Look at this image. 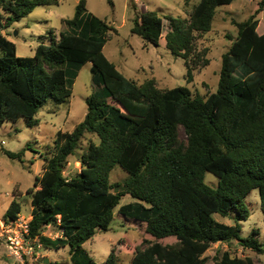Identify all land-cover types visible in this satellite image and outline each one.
<instances>
[{
  "label": "trees",
  "instance_id": "16d2710c",
  "mask_svg": "<svg viewBox=\"0 0 264 264\" xmlns=\"http://www.w3.org/2000/svg\"><path fill=\"white\" fill-rule=\"evenodd\" d=\"M235 1L199 0L187 18L135 13L131 33L154 47L161 43L181 59L190 84L193 72L210 63L206 50L197 49V37L210 32L218 8ZM52 5L58 0H0V124L23 119L27 127H37L36 116L47 103L60 106L70 99V70L87 63L98 90L86 98L83 120L71 132L56 133L34 189L27 190L30 236L43 249L68 247L72 264H96L84 245L97 232L108 231L120 201L130 196L133 201L119 206L117 215L131 227L142 225L153 239L143 242L130 264H205L208 249L233 241L264 255L258 232L242 236V222L250 217L246 198L254 191L264 225V1L261 19L252 15L234 23L237 34L221 56L217 90L205 97L187 87L160 89L154 79H127L103 53L116 29L87 14L85 0L73 18L62 20L66 29L57 37L52 32L39 37L32 57H18L3 30L34 9ZM163 20L169 22L164 35ZM86 134L95 135L98 143L90 141L78 157L79 173L65 177L68 159ZM4 153L20 160L24 150ZM116 166L128 177L110 184ZM207 173L217 179L215 187L205 183ZM20 213L13 200L3 218ZM214 215L234 224L220 223ZM47 227L60 236H44ZM167 238L175 244L164 245ZM121 243L102 264H117ZM214 264L254 262L225 251Z\"/></svg>",
  "mask_w": 264,
  "mask_h": 264
},
{
  "label": "rangeland",
  "instance_id": "374dc122",
  "mask_svg": "<svg viewBox=\"0 0 264 264\" xmlns=\"http://www.w3.org/2000/svg\"><path fill=\"white\" fill-rule=\"evenodd\" d=\"M79 1L58 0V5L38 7L21 21L4 29L2 33L15 44L18 57H32L40 42L39 37H49L50 32L57 37L60 31L66 29L62 20L73 18ZM85 1L87 14L105 20L116 29V32L109 34L103 53L127 79L137 83L154 79L160 89L187 87L193 95L199 94L205 97L217 90L221 56L227 52L237 34L234 23L243 22L252 15L261 19L263 13L259 12V4L264 0H236L230 6L216 10L210 32L198 36L196 40L197 49L206 50L204 58L210 63L207 67H199L193 72V81L190 84L185 81L186 70L181 59L174 57L161 43L157 47L146 44L140 37L133 35L131 29L135 13L155 12L159 16L187 18L191 8L199 0H133L134 9L131 7L132 0H110L111 5L108 0ZM163 24L164 35L168 31L169 22L163 20ZM70 71L68 76V84L72 92L70 99L60 106L47 103L36 116L37 127H27L23 119L16 123L0 124V218L13 200L20 204L23 215L30 214L31 206L27 190L34 189L35 179L42 172L44 157H49L53 151L56 133L71 132L83 120L86 114L85 100L92 92L98 90L90 63ZM179 137L182 142L185 141L182 129L179 131ZM90 141L98 143L95 135H85L75 154L68 159L63 171L65 177L79 173L78 157L85 152ZM21 150H24V154L20 160H12L4 153V151L18 153ZM127 177V173L116 166L110 173L109 182L123 183ZM205 183L215 187L217 179L207 173ZM132 201L130 196H124L119 206ZM246 203L250 217L242 222V236L247 237L256 231L258 241L264 243V225L258 192H252L246 198ZM118 207L114 211L115 216L108 231L97 232L84 245L96 264H102L110 250L120 241L123 251L117 252V264H130L136 250L145 245L143 242L153 241L145 234L142 225L131 227L124 224L117 215ZM214 219L225 225L234 224L230 218L214 215ZM43 235L57 238L60 232L54 227H47ZM161 242L164 245L175 244L173 238ZM225 251L233 257H248L254 264H264V255L244 250L235 241L213 245L203 255L206 258L205 264H214V260ZM0 264H14V261L6 256L3 246H0ZM30 264H72L70 249L41 248L36 251L35 258Z\"/></svg>",
  "mask_w": 264,
  "mask_h": 264
},
{
  "label": "built area",
  "instance_id": "2783aa9c",
  "mask_svg": "<svg viewBox=\"0 0 264 264\" xmlns=\"http://www.w3.org/2000/svg\"><path fill=\"white\" fill-rule=\"evenodd\" d=\"M30 221L31 214L22 213L13 219L0 218V246L4 247L6 256L14 264H30L36 251L42 248L38 239L30 236Z\"/></svg>",
  "mask_w": 264,
  "mask_h": 264
},
{
  "label": "crops",
  "instance_id": "0c3cea01",
  "mask_svg": "<svg viewBox=\"0 0 264 264\" xmlns=\"http://www.w3.org/2000/svg\"><path fill=\"white\" fill-rule=\"evenodd\" d=\"M8 206H9V205H8ZM8 206H7V207H8ZM6 209H7V208H6ZM30 212H31V208H30Z\"/></svg>",
  "mask_w": 264,
  "mask_h": 264
}]
</instances>
